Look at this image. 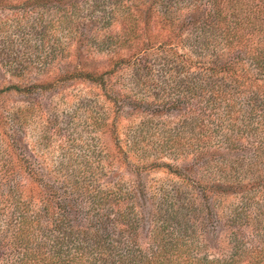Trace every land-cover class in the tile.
<instances>
[{"label":"rangeland","instance_id":"rangeland-1","mask_svg":"<svg viewBox=\"0 0 264 264\" xmlns=\"http://www.w3.org/2000/svg\"><path fill=\"white\" fill-rule=\"evenodd\" d=\"M117 1L0 0V264L19 257L7 215L28 207L53 229L67 180L118 188L111 219L133 210V229L109 225L115 258L264 264L247 251L264 244V81L234 62L242 46L201 31L208 5L174 3L179 25L147 6L128 24ZM88 202L67 217L96 232Z\"/></svg>","mask_w":264,"mask_h":264},{"label":"trees","instance_id":"trees-1","mask_svg":"<svg viewBox=\"0 0 264 264\" xmlns=\"http://www.w3.org/2000/svg\"><path fill=\"white\" fill-rule=\"evenodd\" d=\"M35 1L44 4V2L49 3L51 0ZM95 1L101 2V0ZM102 1L108 2V0ZM243 1L252 5L248 6L247 4L248 8L244 9L246 3ZM122 2L124 4L120 5V8L123 10L120 13L113 10L111 15L118 14L117 17H124L128 24H134L137 12L147 6L150 9L160 7V15L165 19L166 24L179 25V23H176L183 7L179 8V12H172L173 15H177L176 17H170V9L174 6V3L184 4L186 5L185 8L192 6L195 10L202 8L199 6L203 4L208 5L211 9L210 13L207 12V14L196 20V23L201 27V31L212 36V42L219 49H225L235 43L242 46L234 62L238 63L242 70L245 69L246 73H252L256 79L264 81V0H122ZM236 4L239 5V8L232 7ZM194 21L189 17L182 23L184 24L182 27H186ZM221 57H225L222 56V52ZM225 63H227L224 65L226 68L232 64L227 59ZM29 88L31 86L27 87L28 90ZM253 109L250 112H253ZM70 182L71 180L65 182V195L59 201L60 204L64 203L65 209L61 214V219L54 225L53 229L42 226L43 224L39 219L30 214L28 207L17 206L20 213L13 212L11 216L7 215L9 219L15 222L10 224L12 229L9 228L10 230L7 229V231L12 233L14 250L17 251L19 256L18 260L10 264H70L76 260H79V264H166L169 260H173L171 257L161 260L156 256L157 251H155L152 255L155 261L152 262L151 259L144 256L134 255L135 252L132 249L120 253V258L112 256L114 252L110 247H107V239L111 236L109 225L121 224L123 227L128 226L133 229L139 220L133 216V210L128 209V207L123 211L115 210L112 219L108 216L111 213L105 210L106 208L104 209V206L108 205V200L111 202L110 205L114 207V205L119 206L123 199L118 188L113 190L115 189L113 187L99 188L94 186V188H90L89 192L88 188L83 189L81 186H77L78 181L69 184ZM260 188L262 186L253 187L249 192L259 191ZM85 192H88L87 198L83 194ZM66 194L68 195L66 196ZM88 200L94 210L101 211L99 216L101 222L99 219L94 222L95 225L99 224L96 226L98 227L96 232L88 229H76L72 226L70 218L67 217L69 213L81 214L83 210L80 204L86 203ZM85 212L90 214L89 211ZM122 229L124 228L117 231L118 234L125 232ZM173 247L170 249L165 248L164 251L167 252ZM247 251L252 254H264V244L255 246V248H248ZM108 256H112V261L108 259ZM254 260L252 264L262 263V260H259L258 257Z\"/></svg>","mask_w":264,"mask_h":264}]
</instances>
